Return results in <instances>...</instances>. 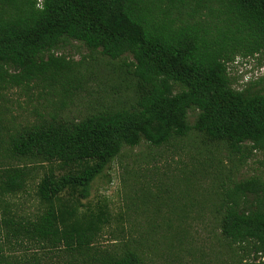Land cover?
<instances>
[{
	"label": "trees",
	"instance_id": "trees-1",
	"mask_svg": "<svg viewBox=\"0 0 264 264\" xmlns=\"http://www.w3.org/2000/svg\"><path fill=\"white\" fill-rule=\"evenodd\" d=\"M65 38L112 59L130 55L124 63L136 78L135 97L9 134L0 115V239L34 243L65 264H145L125 228L111 236L120 244H95L112 214L107 204L82 200L123 147L142 140L159 146L195 130L232 151L247 143L264 149V92L236 89L228 71L239 54L264 51V0H0V90L43 80L70 94L84 75L56 55ZM191 109L198 111L193 124ZM32 162L76 167L48 170L37 186L41 208L25 216L12 198L27 191ZM216 207L222 233L248 256L240 264H264V177L224 188ZM164 227L145 233L174 239L185 231ZM43 258L37 251L7 255L0 243V264H46Z\"/></svg>",
	"mask_w": 264,
	"mask_h": 264
},
{
	"label": "rangeland",
	"instance_id": "rangeland-1",
	"mask_svg": "<svg viewBox=\"0 0 264 264\" xmlns=\"http://www.w3.org/2000/svg\"><path fill=\"white\" fill-rule=\"evenodd\" d=\"M55 53L77 63L76 71L84 75L82 81L74 83L68 95L59 85L43 80L0 90V115L6 133L49 120L53 115L79 120L134 100L136 78L128 74L124 63L130 61V55L112 59L73 38H65ZM228 71L236 89L264 92V51L239 54L228 63ZM175 88L177 92L182 89L179 84ZM197 113L189 111L190 123L195 122ZM249 144L242 151H232L225 143L211 141L192 130L159 146L147 140L136 146L125 145L93 181L90 196L82 200L93 208L107 204L112 214L111 223L95 244H120L122 240L111 236L121 235L125 228L126 241L139 248L145 264H240V259L248 256L222 233V212L216 206L224 188L252 176L264 177V149L251 150ZM28 164L33 169L28 189L12 200L19 213L33 216L41 208L37 186L45 173L52 168L62 174L76 166ZM152 225L185 231L174 239L159 233L147 235L145 230ZM0 243L7 255L37 251L46 264L67 261L50 260V254L34 243L7 239H0Z\"/></svg>",
	"mask_w": 264,
	"mask_h": 264
},
{
	"label": "built area",
	"instance_id": "built-area-1",
	"mask_svg": "<svg viewBox=\"0 0 264 264\" xmlns=\"http://www.w3.org/2000/svg\"><path fill=\"white\" fill-rule=\"evenodd\" d=\"M264 259V258H263Z\"/></svg>",
	"mask_w": 264,
	"mask_h": 264
}]
</instances>
